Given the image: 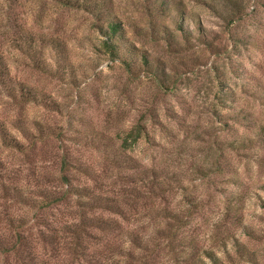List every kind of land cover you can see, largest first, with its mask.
<instances>
[{
    "label": "rangeland",
    "instance_id": "1",
    "mask_svg": "<svg viewBox=\"0 0 264 264\" xmlns=\"http://www.w3.org/2000/svg\"><path fill=\"white\" fill-rule=\"evenodd\" d=\"M95 1L100 15L52 0H0L9 74L49 100L21 106L0 86V119L42 128L32 127L33 141L13 129L23 148L0 142L1 160L24 183L32 169L57 175L66 152L131 191L123 213L104 211L112 222L94 229L85 256L38 249L52 264H215L204 249L217 264H264V0ZM107 14L134 46L130 68L102 45ZM29 31L39 55L15 45ZM137 123L145 132L122 149L120 136ZM86 176L80 181L92 185ZM14 208L32 222V208Z\"/></svg>",
    "mask_w": 264,
    "mask_h": 264
},
{
    "label": "trees",
    "instance_id": "2",
    "mask_svg": "<svg viewBox=\"0 0 264 264\" xmlns=\"http://www.w3.org/2000/svg\"><path fill=\"white\" fill-rule=\"evenodd\" d=\"M52 1L67 7L82 8L93 15L102 13V2L99 1ZM103 17L104 23L100 24V32L103 35L102 45L112 57L120 58L127 67L134 66L137 60L133 57L134 55H131L134 46L124 38L125 31L120 22L108 14ZM181 18L180 16V22ZM25 33L24 38L21 37L15 45L27 55L34 56L36 53L39 55L40 50H37L34 44L35 38L32 32ZM51 40L54 48H59V51L63 49L60 41L53 38ZM141 55L142 63L149 65L147 57L144 54ZM35 61L42 63L40 58H36ZM0 86L7 97L21 106L29 102L44 104L49 101L45 93L37 92L34 87L25 82L14 80L9 74L2 54H0ZM32 127L42 130L35 121L27 122L23 118H15L8 124L0 119V142L3 145L22 149L21 137L33 138L30 141L34 140ZM13 129H17L21 137ZM144 132L140 123L133 125L130 130L120 136L121 148L132 146ZM56 163L57 175H53L50 171L39 174L32 169L25 176L26 181L23 183L21 172L11 170L0 158V264H52L47 258L46 251H44L46 256H43L44 252L38 249L39 242L42 249L45 247L44 243H49L55 255L62 248L63 256H60L59 251V258L67 259V253L76 260L89 253L87 250L90 246L89 238L97 235L94 229L109 228L112 221L104 216V211L123 213L122 204L127 201L131 193V191L127 193V188L120 185L116 189L113 186L114 181L103 182L104 178L95 171H91L86 161L72 157L66 152L62 153ZM80 174L88 175L86 177L91 178L93 184L81 182ZM31 181H34L33 184L36 187L31 186ZM146 181L147 184L154 183L155 178L152 175ZM48 182H53V187L44 185ZM18 203L32 208L31 223H28L26 218L27 210L19 213L20 215L14 212V207ZM32 228L38 232L37 240L30 237ZM237 250L239 254L247 255L245 260H254L255 256H252L251 252H245L238 246ZM204 253L217 264L218 258L211 250L204 249Z\"/></svg>",
    "mask_w": 264,
    "mask_h": 264
}]
</instances>
